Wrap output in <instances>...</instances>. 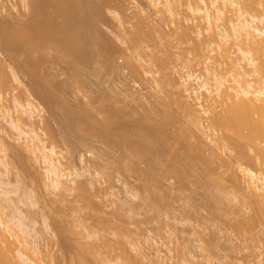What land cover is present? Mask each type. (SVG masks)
Listing matches in <instances>:
<instances>
[{"label":"rangeland","instance_id":"374dc122","mask_svg":"<svg viewBox=\"0 0 264 264\" xmlns=\"http://www.w3.org/2000/svg\"><path fill=\"white\" fill-rule=\"evenodd\" d=\"M104 1L103 0H94L95 3H94L93 9L98 10L99 14H97L96 20H98L99 17H101V18L98 20L99 22H96L99 24V25L97 24V26H99L98 28H99L100 32H102L101 34H103L102 36H104L105 42H108L109 44L107 43V45H110V47H113V51L115 53L112 51L114 55L112 54L110 56H108V54L105 56L106 53H104L103 54L104 57L102 56V58H100L101 60L98 59L99 61H96V62L95 61H93V62L89 61L86 64L89 66L88 68H87V66H84L85 65L84 64L83 65L84 67H82L80 70H76V74L80 75L79 77H77L78 75H73V74H75V73H73V69L75 70L73 65L68 64V62H66V64H63V63H65L64 61H67V60L69 61V59L64 60L66 57L64 58L63 54H61L62 55L61 57L64 58L62 60V58L59 57L60 55H58V53H59V52H57L58 49L56 50L54 48L53 49L50 48V50L46 49V52L39 51V52L33 53L35 51L32 52V50L30 51V49L23 47L22 49H20L21 51L19 52V54L20 53L21 54L20 55L18 54L21 57V59H20V57H18L19 61L17 62V60L15 61V59H12L10 57L11 54L8 51H6L5 49H2L3 47L0 44V47H1L0 51L2 49L1 52L3 53V56L5 57V59L7 60L8 63L10 61V63H12V65L16 64L17 65V66L15 65L16 68H18L19 64H21V65L24 64V65H22L23 67L17 69V71L20 73L19 76L22 79V81L24 82V85L26 84L25 85L26 88L28 87L29 92L31 91L30 92L31 94H32V92H34L33 93L34 94L33 97L35 98L34 101L42 109V115L44 116L43 117L44 121H46V123L49 125V127L50 126L52 127V128L50 127L51 128L50 131L52 130L54 133L53 139L55 140L56 143L58 142L57 145H61V146H59L61 149H59V147H58V149L62 151V153L64 154L63 156L65 157V158L64 157L62 158V162H63L62 164L65 163L64 165H66L65 166L66 169L69 166L70 170L73 167H75L78 170H81V172H83L82 171L83 167H84L85 171L87 169L86 167H88L89 170H91V171L93 170L92 173H94V174L97 172L100 173V175L95 174V176H94V175H92V173H90L91 171L89 172L87 169L88 172L84 171V174H85L84 176L86 178H84V176H83L84 179L82 180V176H81L78 179V181L81 180L82 182H84L82 185H84V184L87 185L86 190L88 188V190H90V191L87 190L88 193L93 195L95 200L92 201L91 205H92V207L94 205H96L94 207H95V210H97V211H95L93 209L94 207L92 208L91 205H90V207L92 208L93 211H91L90 207L83 208L84 207L83 205H85L84 204L85 201H82L83 199L78 198V196L80 197V195H79L80 191H78V190H76V193L74 190H72V192L69 191L71 193L62 192L63 195H60L61 192H58L59 194L53 192V189H51L49 187L51 181L49 180L48 175L44 174L46 171L44 166H43L44 164H42V162H39L40 159L35 160L36 157L33 156L31 153H29L28 150H25V149H27V147L23 146V145H25V144H23L24 143L23 140L17 138V135H16L17 132H15L14 129H11V126L8 125L6 122L2 121V119H0V137L1 136H2L1 138L4 137V139H2V140H5L4 142L7 141L6 143H7V145H9L7 148L9 150L7 161L10 164L9 165L10 172L7 175H5L3 178H4V180H6L10 184H9V186L7 184L6 187L4 186L3 188H0V194L6 193V192L9 193L8 195H10V197L12 198V201L16 202L18 207L21 209V211L26 214V215L24 214V216H26V217H24V219H25L24 221L28 222L29 224L32 223L31 226L36 228L37 231L39 232V234H37L33 240L32 239H30V240L32 242H34V244H37V246L40 248V252H41L39 255L40 259L42 261H44L46 264H77V263L78 264H99V263L101 264V263H103V261H109V259L107 257L104 258V256H106V255L107 256L112 255L109 258H111L112 261H114V262L117 260L118 261L121 260V262L123 263L126 260L125 258L127 257L128 254L132 257V253H133V256L135 258L132 257L131 262L134 260L133 263L136 264L137 262L144 261L142 258L141 259L139 258L140 261H138L137 256L139 257V255L134 254L135 252L132 251L131 247L129 248V245L132 242L139 243V246H141V248L143 250H145V252H146L145 254H147L146 256H148V257H146L148 262H146V260H145L144 262H142V264H146V263L147 264H155V263L159 264L160 262H161L160 264H184L185 262H186L185 264H189L190 263L189 261H192L191 259H193V258H194L193 263H196V264H264V226L260 225L257 222L254 223L249 219L252 214L254 215V213H255V215H256L257 212L251 211L252 210L251 207L247 203L245 204V202L242 201L243 198L240 197V195H242L241 191H239V193H238V191L230 185V182L227 181L228 180V178H227L228 172L225 171V169H226L225 166L221 167L223 165V161L222 160L219 161L218 159H216V161L218 160L219 162L215 161L212 164L211 161H214L215 159L213 160L212 155L208 156V153L210 154L209 148H208V151L206 150L207 151L206 155L210 159V164L215 165V169L213 168L214 166L211 165L212 170H208L206 168V166L201 163L202 161L201 162L196 161L195 163H197V164L194 163V165L192 167H190L189 165L183 163L181 161V159L179 158L180 154H182V147H181L182 143L180 142V137H179L180 135L178 134L179 130L174 129L175 128L174 125L176 123L174 125H173V123L177 120L180 122V123H177V124H179V126L183 122V124L181 125L182 127H180V128L185 127V128L189 129V127H191V126H189L191 124L190 123L191 119H190V116L188 115V112L184 109H181L180 108L181 105L179 103H177V101H175L174 103H172V101H171L172 97L175 96V98H173V100H175L176 97L179 96V94H181V93H179L180 89L178 88L179 92L177 90L175 91V88L177 89V87H175V85H172V84H174V82H175V84H181V82H179L180 79L177 78L178 82L175 81L176 79L173 80L172 84L169 82H168L169 84L167 83L168 86H166V87L168 89H165L166 90L165 92H168L167 90L170 89V92L173 93V94L170 93L171 96L170 95L167 96L168 93L165 94L164 91H163V93L157 91V88L159 86L157 88L154 86V85H158V83L156 84L154 80L155 79L156 80L161 79L162 75H161L160 71H159L160 73L158 72L159 67H158L157 63L152 62V61H150L151 63L148 61H147L148 63L146 62L147 58H149L147 55H144L148 52V51L146 52V50H144V49L149 50L148 45L146 46L144 44V43L148 44L147 42H149V40L147 39L148 40L147 41L146 38L140 37L142 39H145V41L139 39V41L141 40L140 42H142L140 45V42L137 39L138 44H136V45L141 46L140 48H144L143 50L146 53H142L141 50H139L140 48L139 49L137 47L135 48V50L136 49L139 50V52L136 50L137 52H135V55L138 57V55H137L138 53H139V55L143 54V56L145 58L147 57L146 60H144L143 59L144 57L141 55V59H139L140 56L138 58L134 56L136 59L133 57L132 59H134V60H131V62H128V60L124 56V54H121V53H122L123 49H125V47L128 44H129V47H131L130 46L131 44L128 42H131L132 37H134L136 34L135 25L137 24L136 20H138V18L135 15L136 10L134 8V4L131 0H125L126 3H124V0H122L121 4H119V5H118V3L120 0H109L110 5L106 3V0H104ZM135 1L140 6L144 7L145 9L148 8L147 0H135ZM107 2H108V0H107ZM111 3H112V5H111ZM115 3H116V5H115ZM122 4L125 5V13H123L124 7L120 6ZM22 5L23 4L19 0H0V20L2 19V21H6V22L9 21V24L13 23L12 25L15 24V26H16V24H17V26L21 25L23 23L22 21H24V19H26V17H24L25 13H28V10H26L24 8V6H22ZM184 6H180V7H182V8H180V9H182V10H180L182 12L179 11L180 12L179 18H178V16H176V17L174 16V18H172L168 13H166V16L168 14V16H167L168 18H165L166 16L163 15L165 18L164 19L162 16L163 20L160 19V21L163 24H161L160 27L162 25H163V27L165 26V28H163V30L166 33L169 32L170 34H172L174 36L176 34L175 33L176 27L178 29H181V28H179L180 26L182 28H184L185 25L190 26L192 24L191 20H187V19H190L193 16H192V14H190L192 17L189 18V16H190V15H188L189 11H186L188 9L184 10V8H187L186 6L185 7ZM255 7H256V10H254L255 9L254 7H251V9L254 8L253 12L250 9L252 13L258 14L259 12L260 13L264 12V10H262L263 7L261 8L260 5L256 4ZM259 7L261 8L260 11H258ZM109 8H111V9H109ZM121 8H122V10H121ZM230 9H232V8H230ZM248 10H249V8H248ZM185 11L188 13L186 14ZM113 12H119V13L121 12L122 14H120V15L123 16V18L120 16L121 20L122 19L123 20L125 19V20L120 22L119 16L115 18V16H113L114 15ZM104 15H106V16H104ZM186 16H188V18H185ZM112 17L115 20L117 19L116 20L117 23H116V21L114 22ZM102 18H105V19H102ZM126 18H128V19H126ZM181 18H182V21H181ZM184 20L185 21L187 20V21L185 22ZM14 21H15V23H14ZM160 21H159V24H160ZM188 21H190V22H188ZM129 22L130 23L132 22V23L130 24ZM7 23H6V25H8ZM123 23H125V24H123ZM180 23H182L184 25L182 26V24L180 25ZM185 23H187V24H185ZM117 24L120 27H118ZM126 24H128L129 27ZM125 25L127 28L125 27ZM132 26H133V28H132ZM173 27H175V28H173ZM120 28H122V30L124 32H121L122 30ZM191 28H192V26H191ZM3 29H4V27L3 28L0 27V39H1V37L3 38V34H5V32L2 31ZM127 29H129L128 32L126 31ZM194 29L195 28H193L192 30H194ZM172 30H173V32H172ZM192 30H191L192 33L195 32ZM129 31H133V33L129 32ZM193 34L191 37L192 38L191 41L189 40V38H184L183 43L180 44L181 48H179V50H181V51H178L182 55V56H180V53H179L180 59L174 58V57H176V55L178 53L176 51L178 49L175 48L176 52L173 51L174 47H173V50H172V48L170 49L174 52V55H172V57L171 56L170 57L176 59L174 62V60L170 58L174 62L173 63L171 60H169V61H171V63H173L172 65H174V68H172L171 67L172 65L169 63L171 65L170 67H171L172 71L174 69L180 70V71L175 70L176 72L174 71V74L183 75V76H185L188 73H193L194 75L195 74H201L200 73L201 71L197 70V69H199V67H197V63H196L197 60H195L197 58L196 57L197 51L195 49V41L193 39L195 34L194 35ZM117 35H118V37H117ZM119 35H122V36H119ZM128 35H129V38H128ZM177 35H178V33H177ZM115 41H116V43H115ZM112 42H114L115 44ZM126 43H127V45H126ZM121 46L123 47V49ZM115 47H117V48H115ZM134 47H135V45H134ZM145 47H147V48H145ZM133 49L134 48L132 46V50H129V51H132V53H133V51H134ZM47 50H49V51H47ZM55 52H56V54H55ZM173 52H171L170 54H173ZM29 53H30V55H29ZM31 54L34 56V58L31 56ZM39 54H41V57H39L40 56ZM35 55H37V56H35ZM57 56H58V58H57ZM37 57H39V58H37ZM177 57H178V55H177ZM28 58H30V60ZM35 59H37V60H35ZM189 59H191V60L194 59L195 61L193 60L192 63L190 62L191 65H189L190 64L188 61ZM11 60H12V62H11ZM59 60H61L62 63ZM113 60L114 61L116 60L115 61L116 63L119 62V63H117L118 65ZM135 60H137V61L135 62ZM181 60H183V62ZM30 61H38L39 62L38 63L39 65H37V69H35L36 67L31 65ZM132 61L134 63H132ZM13 62H14V64H13ZM138 62L143 63L144 69L145 70L147 69L146 71L150 70L149 72L150 73L152 72L151 77L149 76L150 75L149 73L146 74V73H143L141 71V70L144 71V69H141L143 65L139 66ZM145 62L147 65L144 64ZM129 63L130 64L132 63V65H131L132 67L130 66ZM180 63H183V64H180ZM150 64H151V66H150ZM177 64H179V65H177ZM64 65H65V67H64ZM68 65H70V66H68ZM40 66H41V68H40ZM177 66H180V67L178 68ZM67 67H69V69ZM135 67L139 73H136L137 71H135V69H134ZM138 68H139V70H138ZM153 68H155V69H153ZM62 69L64 71H66V73H64L62 71ZM70 69H72L71 72H70ZM85 69L88 70V73H87V71H85ZM22 70H23V72H22ZM83 70H84V72H83ZM155 70H156V72H155ZM30 71L32 73H30ZM78 71H80L82 73L79 74ZM146 71H144V72H146ZM169 71L171 72V70H169ZM140 72H141V74H140ZM179 72L181 74H179ZM184 72H185V75H184ZM33 73H36V74H33ZM62 73H64V74H62ZM84 73H86V76L84 75ZM144 74H146V76ZM81 75H82L83 79H81ZM142 75H144L145 78H144V76L142 77ZM68 76L70 79L68 78ZM152 76L155 79H153ZM159 76H160V78H159ZM173 76H174V78L176 77L175 75H173ZM66 77L68 78L67 82H66V79H67ZM170 78L172 79V76ZM84 79H85V81H84ZM47 81H49V82H47ZM80 81H82V82H80ZM160 81L161 80H159V82ZM84 82H86V84H83ZM11 84H12L11 88L13 91H11L9 93L10 94L15 93L17 96L20 95V97H22V98H19V96H18L19 100H22V102H24V101L26 102V100L23 99L26 97V95H25L26 93H24V88H22L21 85L16 84V82L14 83V81H12L10 83V86H11ZM91 84H92V86H91ZM170 84L172 86H174L173 87L174 89H172V86H170ZM194 85L197 86L195 83H194ZM10 86H9V88H10ZM75 87L78 91L75 89ZM178 87H179V85H178ZM11 88H10V90H11ZM41 88H43L42 90H44V93L41 90ZM59 88L62 90V92ZM62 88H64V89H62ZM67 91L69 92L68 94H67ZM177 92H178V94H177ZM7 93H8V91H7ZM175 93H176V95H175ZM200 93H205V92H200ZM10 94H6V99L3 100L9 106L13 103L10 100L11 99ZM41 94H43V95H41ZM91 95H92V97H91ZM201 95H203V94H201ZM155 96H157V97H155ZM160 96H162V97H160ZM159 97L162 98V101H160L161 99ZM169 97H171V98H169ZM7 98H9L8 101H7ZM165 99H167V102L169 99H171L170 100L171 104H170V102H168V105L170 104L171 107L170 106H168V107L171 109L173 106V108L175 110H173V108H172V110H167V111L164 110L165 108H168L167 106H165V108H164V105H162V104H164ZM66 100L68 101V103ZM158 100H159V102H158ZM59 101H61V102L64 101L63 102L64 105H63V103H61ZM159 103H162V104H159ZM89 104H90V106H89ZM175 104H177V107ZM178 104L180 105L179 108H178ZM161 105H162V108H161ZM73 106H74V108H73ZM109 106H112L113 108H115V110H118L120 113L119 114L120 116L118 115V117H117L118 118L117 122H119V123L116 124L117 125L116 127L114 125L115 128L114 127H105L100 122L103 119L102 116H105L107 114V110H109L108 108H110ZM123 107H125V108L123 109ZM66 109H68V110H66ZM105 109H106V111H105ZM180 109L182 112L179 111ZM176 110H178L179 112ZM79 111L81 112V115H80ZM87 112H88V114H86ZM170 112H172L173 114H170ZM176 114H177L176 117L179 119H176V117H175ZM77 115H78V117H76ZM82 115L84 117H82ZM90 115H92V116L90 117ZM149 115H150V117H149ZM180 115H182V116H180ZM173 116L175 117V121L173 119L174 118ZM178 116H180V117H178ZM35 117H37V118H35V122L37 125H38L37 121H39V125L36 126L38 129V132H40V134L44 137L43 139H47L48 136L46 135L45 132H47L48 134H49V132L46 131V129H43V128H45L44 127L45 123L43 122V120H41L42 118L40 117V115L37 114ZM73 118L77 119V121L75 122V120ZM182 118H184V119H182ZM79 119H80V121H79ZM92 119H93V121H92ZM146 119H148L147 120L148 123H147ZM149 120L152 122H150ZM72 121L75 123H80V122L81 123L78 125V128H76L77 126H73V124L70 123ZM154 121H155V123H154ZM42 122L44 123V125ZM49 122H50V124H49ZM97 122H99V123H97ZM126 122H127V124H126ZM170 122H171V124H170ZM83 123H85V124L83 125ZM143 123H144V125H143ZM71 124H72V126H71ZM86 125H88V126H86ZM80 126H82V127H80ZM127 128L130 129V131H128ZM180 128H178V129H180ZM88 129H89V131H88ZM99 130L101 132L98 133L97 131H99ZM103 130H105V131H103ZM124 130H125V133H127L129 139L132 140L131 142L138 141L139 143H137V142L136 143L139 145V144L143 143L142 141L148 135L149 137H147V138L150 140V143L151 144H152V142L154 143L152 145L156 149H155V152L152 153L153 155L151 156L153 159L151 165H152L155 173L157 174L156 176H158L160 178V179L158 178L160 181L158 183V185H159L158 189L156 190L157 194H153V196L160 195L162 198L164 196L165 198H163V201H161L162 200L161 197H159L161 200H159L157 198L160 202L157 201V199H156L157 196L153 199L147 200V198L150 196L149 195L150 194L149 193L150 186L147 187L148 186L146 184L147 181L145 182V180H147V179L144 180V178L141 177L142 175H140V177H137L138 176L137 173L134 172L135 173L134 174L131 171H128V172L122 171V169L120 172H118L119 171L118 168L122 165V163H124V162H121L120 163L121 165H119L118 161H117V160L122 159L121 158L122 154L124 155V153H123L124 152V150H123L124 146H123V144L117 143L116 145L114 144L111 147L110 144L106 143L107 142L106 134L107 135L110 134V136L114 140L116 139L115 140L116 142L117 141L120 142V140H121L120 136H121L122 132H124ZM173 131H175V132H173ZM176 131H178V132L176 133ZM42 133L45 134L46 136L43 135ZM171 133L173 134V137L171 136L172 139H170V142H171L170 145L172 144V146H170V148H169V146H167V148H165L164 146H166V145H164V144H162V142H160L161 137L164 135L168 136V134L170 135ZM174 133L176 134L175 138H174ZM92 134H94V135H92ZM116 134H118V135H116ZM119 134H120V136H119ZM158 136L159 137L161 136V137L158 138ZM82 137H84V138H82ZM70 139H72V140H70ZM158 139H160V140L158 141ZM174 139H176V140H174ZM177 140H179V141H177ZM61 141L62 142L64 141V142L62 143ZM49 142H50L49 140H48V142L46 141V145H48ZM83 143H85V144H83ZM157 148H158V150H157ZM167 149H169V150H167ZM136 151H138L136 153L139 154L141 150L136 149ZM225 153H227V152H225ZM30 155H31V157H29ZM224 155L226 157V154L223 153L222 156L224 157ZM68 157H71V158H68ZM177 157L179 158V160ZM32 158H35V159L33 160ZM114 159L115 160L117 159V160L113 162ZM197 160L200 161L201 159L199 158ZM180 161H181V163H180ZM112 163H114V164H112ZM200 163H201V165H200ZM220 163L222 164L221 166H220ZM115 164H117V166ZM141 166L145 167V166H143V164H141ZM1 167L2 166L0 165V168ZM65 167H63V169H65ZM89 167H91V169ZM251 167L254 169H257L255 167V165L252 163H251ZM1 169H4V167H2ZM66 169H65V171H66ZM97 169H99L100 171H98ZM213 169H214V172H213ZM86 173H87V175H86ZM88 173L90 174L89 176H88ZM223 173L227 174V175H223ZM43 174H44V176H43ZM91 175L93 176V179H91L92 178ZM97 176H99L100 178ZM136 177L139 179L142 178L141 179L142 181L141 180L139 181ZM145 178H149V176L145 175ZM85 179H87V180H85ZM89 179H90V181H89ZM85 181H86V183H85ZM87 181L92 183V187H91V184H89ZM93 183H94V185H93ZM96 183H97V185H96ZM124 183L126 185H124ZM127 184H128V186H127ZM225 184H227V185H225ZM160 189H161V191H160ZM8 190H9V192H8ZM91 190H92V192H91ZM77 191H78V195H77ZM67 193L70 195H66ZM73 193H74V195H73ZM2 194L0 196L3 198ZM135 194H136V196H135ZM133 195H134V197H132ZM4 196H5V194H4ZM1 197H0V199H2ZM73 197L76 199H73ZM14 199H15V201H14ZM74 200H76V203ZM79 200H81L82 202H80ZM153 200H154V202H153ZM1 202L2 201L0 200V203ZM157 202H159L158 204L161 205L160 207H162L161 211H156L155 209H153V204L154 203L157 204ZM243 202H244V204H243ZM4 203H6V202H4ZM151 203H152V205H151ZM6 204H4V205H6ZM81 204H83V205H81ZM76 205H78V206H76ZM86 205H88V204H86ZM148 206H150L151 208ZM76 207L78 209L80 208L81 210L79 209V211H78ZM97 207H100V208H97ZM82 208H83V210H82ZM0 209H1L2 214L4 215L5 209L3 210V204L1 205ZM98 209L99 210L101 209L102 211H99ZM8 211H9V209H8ZM6 214H7V216L5 215L4 217L5 218L7 217L6 219H8L9 215L7 212H6ZM9 214H11V212ZM253 215H252V217L255 216V215L254 216ZM109 219H111V220H109ZM250 222H252L253 224L252 223L250 224ZM10 223H13L12 226L15 228V230H17V232L20 231L16 227L14 221L10 222ZM48 224H50L49 228H47V226H46ZM44 226L47 229H45ZM65 231H67V233H65ZM94 231H97V232H95L96 234L94 233ZM91 233H93V234H91ZM97 233L103 234V236L100 234L97 236ZM18 234H21V232H18ZM94 234H95V237L93 239ZM104 234H105V236H104ZM99 236L102 237V239L104 237V239L101 241ZM153 238H155V239H153ZM99 239H100V241H99ZM110 240H111V242H109ZM129 240L131 242H129ZM97 241H99L100 243ZM117 241H122V245H123V242H124V244H126L125 242H128L130 244H126V245H128V247H126V246L124 247V245L122 247V245H120ZM153 241H155L156 243ZM158 241L161 245L165 244V247L162 246V248H161L160 247L161 245L157 244ZM88 243L91 246H93L92 251H90V253L88 252L89 249L87 251V248H84V247L90 246V245H88ZM108 243H111L113 245V246H110L113 248V250H112V248L110 250ZM80 244H82V246ZM106 245H108V246H106ZM117 245L119 246V248ZM157 245L158 246L160 245V246L158 247ZM104 246H106V248ZM116 246H117V250L121 248L120 249L121 252L118 250L121 254L117 253ZM102 247H104L105 249ZM155 247L159 248V251H162L164 256L166 254H168V256L166 255L167 258L171 257V259L169 260V258H168L167 260H165V262L162 259H158L156 257V255H158V254L156 252L157 249ZM81 248L82 249L84 248L83 249L84 251L81 250ZM160 248H161V250H160ZM102 249H104V250H102ZM162 249H164V250H162ZM93 250H95V251H93ZM109 250L111 251V253H109ZM126 250H127V252H126ZM170 250H172V251L170 252ZM112 251H114V252H112ZM79 252L82 254H80ZM94 252H96V253H94ZM99 252H100V254L102 253L101 254L102 256L100 254L98 255ZM87 253H89V255ZM104 253L105 254L107 253V254L104 255ZM77 254L80 255V257ZM83 254L85 255V257ZM94 254L96 257L98 255V258H94L95 257ZM135 255H137V256H135ZM120 256L122 258H124V260ZM140 256L142 257V255H140ZM85 258L88 260V262L86 261ZM116 258H117V260H115ZM118 258H120V259H118ZM98 259H99V261H98ZM156 260H157V262H156ZM187 262H189V263H187ZM104 263L108 264L106 262H104Z\"/></svg>","mask_w":264,"mask_h":264},{"label":"bare ground","instance_id":"6f19581e","mask_svg":"<svg viewBox=\"0 0 264 264\" xmlns=\"http://www.w3.org/2000/svg\"><path fill=\"white\" fill-rule=\"evenodd\" d=\"M19 1L23 4L22 6H24V8L26 10H28V13H25L24 17H26V19H24V21H22L23 23L19 26H17V24H16V26H15V24L12 25L13 23L9 24V21H7L8 22L7 23L6 21H2V19L0 20V22H1L0 27L1 28L4 27V29L2 31L5 32V34H3V38L1 37V39H0V44L3 47L2 49H5L6 51H8L11 54L10 57L12 59H15V61L16 60H17V62L19 61L18 57H20L19 55L21 54V53L19 54V52L21 51L20 49H22L23 47L30 49V51L32 50V52L35 51L33 53H36L39 51L46 52V49L50 50V48L51 49L54 48L56 50L58 49L57 52H59L58 53V55H60L59 57L62 56L61 54H63L64 58L66 57L65 59L61 57L62 60L63 59L64 60L69 59L70 62L67 60V61H64L65 63H63V64H66V62H68V64L73 65V67L75 68V70L73 69V73H75L73 75H78V74H76V70H80L84 66H87V68H88L89 66L86 64L89 61L90 62H93V61L96 62V61L101 60L100 58H102L104 53H106L105 56L107 54H108V56L113 54V52H114L113 47H110V45H107L108 42H105L104 36H102L103 34H101L102 32H100V30L98 28L99 26H97L98 23H96V22H99L98 20L101 17H99L98 20H96L97 14H99V13H98V10L93 9L94 3H95L94 0H19ZM121 1L122 0L119 1L118 5L121 4ZM131 1L134 4V8L136 10L135 15L138 18V20H136L137 24L135 25L136 34L131 39L132 43L128 42L131 44L130 45L131 47H129V44L127 45V43H126V45L128 47L126 46L125 49H123V47L121 46L123 49L121 54H124V56L127 58L128 62H131V60H134V59H132L134 56L137 57L135 55V52H137V51L139 52V50H141L142 53H146L148 51L146 54H144V55H147L149 57V58L146 57L147 60L143 56V54L139 55V53H138L137 55H138V57L140 56L139 59H141V55H142L144 57V58L143 57L142 58L144 60H146V62L152 61V62L157 63V65L159 67L158 72L160 71L162 76H161V79H158V80H156L153 76H152V78L155 79L154 81L156 84L158 83V85H154V86L156 88L159 86L158 87L159 89L157 88V91H159V92H162V93H163V91L165 92L166 91L165 89H168L166 86H168L169 83L172 84L173 80H175V79H176L175 81L178 82L177 78L180 79L179 82H181V84H175V82H174V84H172V85H175V87H177V89L175 88V91L177 90L179 92V90H178V88H179L180 89L179 93H181V94H179V96H177L175 100H173V98H175V96L172 98L169 97L172 100L171 99L168 100V102H170V104H171V101H172V103L177 101V103H179L181 105L180 108L186 110L188 112V115L190 116V119H191V121H190L191 124L190 125L188 124L189 126H191V127H189V129L185 128L184 126H183L184 128H180V127H182L181 125L183 124V122L179 126V124H177V123H180V122L177 120H176L177 122L175 121V117L177 116V114L175 115V117L173 116L174 117L173 119L175 121V122L173 121L174 122L173 125L176 123L174 125V127H175L174 129L179 130L178 134L180 135L179 136L180 142L183 144L182 145L180 143L181 147H182V154H180L179 158L181 159V161L183 163L189 165L190 167H192L196 161L197 162L202 161L201 163L204 164L208 170H212L211 169L212 166H214L213 168L215 169V165H212V164L216 161V159H218L219 161L222 160L223 165L220 163V166L221 165H222L221 167L225 166V168H226L225 171L228 172L227 173L228 174V176H227L228 180L227 181L230 182V185L234 189H236L238 191V193H239V191H241L242 195H240V197L243 198L242 201H244L245 204L247 203L251 207V209H252L251 211L257 212L256 215L254 213L255 216L252 214L254 217H252V215H251L252 218L250 217L249 219L254 223L257 222L260 225L264 226V12L263 13L259 12L260 14L259 13L258 14L252 13L254 8H255L254 10H256V7H255L256 4L260 5L261 8L263 7L262 10H264V0H147L148 8L150 7L149 9L148 8L145 9L144 7L140 6L135 0H131ZM109 2H110L109 0H108V2L106 0L107 4H109ZM124 3H126L125 0H124ZM111 5H112V3H111ZM115 5H116V3H115ZM184 5L187 8H184L185 7ZM120 6L124 7L123 8L124 12L123 11L122 12L125 13V5L122 4ZM180 6H184L183 7L184 10L188 9L186 11H189V13L185 11L186 14L187 13H188V15L192 14L193 17L190 15L189 18L190 17H192V18L187 19V20H191L192 24L190 26L185 25L184 28H182L180 26L179 28H181V29H178L177 27L176 28L173 27V28H175V33H176L173 36L169 32L166 33L163 30V28H165V26L163 27V25H162L160 27V25L163 24V23H161L160 19H162L163 15L166 16V13H168L172 18H174V16L175 17L178 16V18H179L180 12H182V11H180V10H182V9H180V8H182ZM251 7H254V8L251 9ZM230 8H232V9H230ZM248 8H249V10L251 9L252 12H251V10L249 11ZM261 8L259 7V10L258 9L257 10L260 11ZM109 9H111V8H109ZM121 10H122V8H121ZM113 13H114L113 16H115V18L119 16L120 22L125 20V19L121 20V17L123 18V16L120 15V14H122L121 12L120 13L119 12H113ZM168 14H167V16H168ZM104 16H106V15H104ZM167 16L165 18H168ZM105 18H102V19H105ZM163 18H164V16H163ZM185 18H188V16H186ZM112 19H113V17H112ZM126 19H128V18H126ZM113 20L115 22L117 19L116 20L113 19ZM159 21H160V24H159ZM181 21H182V18H181ZM188 22H190V21H188ZM6 23L8 25H6ZM14 23H15V21H14ZM116 23H117V21H116ZM187 23H185V24H187ZM123 24H125V23H123ZM181 24L182 23H180V25ZM126 25H128V24H126ZM126 25H125V27H126ZM183 25L184 24H182V26ZM117 26H118V24H117ZM191 26H192V28H191ZM118 27H120V26H118ZM128 27H129V25H128ZM132 28H133V26H132ZM193 28H195V29L192 30ZM120 29L122 30V28H120ZM128 30L129 29H127L126 31L128 32ZM191 30L195 31V32H193L195 34L193 39L195 41V49L197 51V54H196L197 58L195 60H197V62H196L197 67H199V69H197V68L196 69L201 71L200 72L201 74H195L194 75L193 73H188L185 75V72H184L185 76L174 74L175 70H177V71L179 70V69H174L172 71V69H171V67L174 68V65H172L176 60L174 58L180 59V57H179L180 52H178V51H181V50H179V48H181L180 44L183 43V39L189 38V40L191 41V39H192L191 37L193 34L191 32ZM121 32H124V31L122 30ZM129 32L133 33V31H129ZM172 32H173V30H172ZM177 33H178V35H177ZM122 35H119V36H122ZM117 37H118V35H117ZM140 37L146 38V40L147 39L149 40V42H147L148 44L143 42L146 46L148 45L149 50L144 49V48H140L141 46L136 45V44H138L137 42L139 41V39L145 41V39H142ZM128 38H129V35H128ZM137 39H138V41H137ZM112 43H114V42H112ZM115 43H116V41H115ZM141 43L142 42H140V45H141ZM134 45H135V47H134ZM132 46L134 48L133 53H132V51H129V50H132ZM136 47L138 49L139 48L140 49L139 50L136 49L137 50L136 51L135 50ZM173 47H174V50H173ZM115 48H117V47H115ZM145 48H147V47H145ZM171 48L173 51H175V48L178 49V50H176L178 52L177 53L178 57L176 55V57L171 58L172 55H174V52L172 50H170ZM2 49H1V51H2ZM143 49L146 50V52ZM49 50H47V51H49ZM1 51H0V117H1L0 119H2V121L6 122L8 125H10L11 129H14L15 132H17V134H16L17 138L22 139L24 142L23 144H25L23 146L27 147V149H25V150H28L29 153H31L33 156L36 157V159L35 158H32V159L33 160L34 159L35 160L40 159L39 162H42V164H44L43 166L46 170L44 174L48 175V178L51 181L49 187L51 189H53V192H55V193L61 192L60 195H63L62 192L66 193L69 191L72 192V190H74L76 193V190H78V191H80L79 192L80 197L78 196V198L83 199L82 201H85L84 202L85 205L88 204L86 206L81 204L84 206L83 208L90 207L92 201H94L95 199H94L92 194L88 193V191H90V190H88V188H87L88 191L86 190L87 185H85V184L82 185L84 182H82L81 180L78 181V179L81 176H82V180L84 178H86L84 176L85 175L84 174V171H85L84 167L82 169L83 172H81V170H78L75 167H73V168L71 167L72 169L70 170L69 166H68L66 169V167H65L66 165H64L65 163L62 164L63 163L62 158L64 157L63 156L64 154L62 153L61 150H59V149H61L59 147L61 145H57L58 142L56 143L55 140L53 139L54 133L52 130L50 131V129L52 127L50 126L51 127L50 128L49 125L46 123V121H44V118H43L44 116L42 115V109L34 101V99H35L33 97L34 92H32V94L30 93L31 91L29 92L28 87L26 88V86H25L26 84L24 85V82L22 81V79L19 76L20 73L17 71V69L22 68L23 67L22 65H24V64H22V65L19 64L18 68H16V66H17L16 64H15L16 65L15 66V65H12V63H10V61H9V63L7 62V60L5 59V57L3 56V53ZM171 52H173V54H170ZM55 54H56V52H55ZM29 55H30V53H29ZM39 55H40L39 57H41V54H39ZM31 56L34 58V56L32 54H31ZM35 56H37V55H35ZM180 56H182L181 53H180ZM39 57H37V58H39ZM57 58H58V56H57ZM170 58L173 59L174 62ZM20 59H21V57H20ZM28 59L30 60V58H28ZM35 60H37V59H35ZM169 60H171L173 63H171V61H169ZM193 60L189 59L188 61H189V63L190 62L192 63ZM59 61L62 63L61 60H59ZM136 61L137 60H135V62ZM181 61L183 62V60H181ZM11 62H12V60H11ZM30 62H31V65H33L34 67H36L35 69H37V65H39L38 64L39 62L38 61H30ZM146 62L144 64H146ZM117 63H119V62H117ZM132 63H134V62L132 61ZM132 63L131 64L129 63L130 66L132 65ZM191 63L189 65H191ZM13 64H14V62H13ZM180 64H183V63H180ZM70 65H68V66H70ZM140 65H143V63L140 62L139 66ZM177 65H179V64H177ZM150 66H151V64H150ZM64 67H65V65H64ZM177 67L179 68L180 66H177ZM40 68H41V66H40ZM67 68L69 69V67H67ZM134 69H135V71H137L136 67ZM141 69H144V65L142 66ZM153 69H155V68H153ZM71 70L72 69H70V72H71ZM138 70H139V68H138ZM146 70L144 69V71H146ZM169 70H171V72L173 74ZM62 71L64 73H66V71H64L63 69H62ZM85 71H87V73H88L87 69H85ZM141 71L143 73H146V74L149 73L150 74L149 76L151 77L152 72L150 73L149 72L150 70L146 71V72H144L143 70H141ZM22 72H23V70H22ZM78 72H79V74L82 73L80 71H78ZM83 72H84V70H83ZM155 72H156V70H155ZM30 73H32V72L30 71ZM64 73H62V74H64ZM136 73H139V72L137 71ZM33 74H36V73H33ZM140 74H141V72H140ZM146 74H144V75L146 76ZM179 74H181V73L179 72ZM82 75H81V79H83ZM84 75L86 76V73H84ZM144 75H142V77ZM170 75L172 76V79L170 78L171 77ZM173 75H175L176 77L174 78ZM79 76L80 75H78L77 77H79ZM145 76H144V78H145ZM68 78H69V76H68ZM68 78L66 79V82H67ZM159 78H160V76H159ZM159 80H161V81L159 82ZM12 81H14V83L16 82V84H19L22 86V88H24V93H26L25 95L27 98L24 96L25 98H23V99H25L26 102L25 101L22 102V100H19V98H22V97H20V95H18L19 96V98H18V96L15 93H13V92H12L13 94L9 93V92L13 91L11 88L12 84L10 86V83ZM49 81H47V82H49ZM82 81H80V82H82ZM84 81H85V79H84ZM194 83L197 86H195ZM83 84H86V82H84ZM171 84H170V86H172ZM178 85H179V87H178ZM9 86H10L11 90H10ZM91 86H92V84H91ZM173 87L174 86H172V89H174ZM42 89L43 88H41V90ZM62 89H64V88H62ZM75 89H76V87H75ZM7 91H8V93H7ZM42 91L44 93V90H42ZM167 91L168 92H165V94L168 93L167 96L170 95V93H172V92H170V89ZM61 92H62V90H61ZM178 92H177V94H178ZM200 92H205V93H200ZM68 93L69 92L67 91V94ZM6 94H10V97H11L10 100L13 102L10 105L11 107L9 105H7L5 101H3L4 99H6ZM201 94H203V95H201ZM41 95H43V94H41ZM175 95H176V93H175ZM91 97H92V95H91ZM155 97H157V96H155ZM160 97H162V96H160ZM160 99L159 100L162 101V98H160ZM8 100H9V98H7V101ZM159 100H158V102H159ZM59 102H61V101H59ZM63 102L64 101H62L61 103H63ZM168 102H167V99H165L164 104H162L163 102L159 103V104L164 105V108H165V106H167V107L170 106V104L168 105ZM67 103H68V101H67ZM179 104H178V108L180 106ZM63 105H64V103H63ZM162 105H161V108H162ZM175 105L177 107V104H175ZM89 106H90V104H89ZM109 107L110 108H108L109 110H107V114L105 113L106 115L104 114L105 116H102L103 119L100 122L105 127H114V125L116 127L117 126L116 124L119 123V122H117V119H118L117 117L120 113L118 110H115V108H113L112 106H109ZM73 108H74V106H73ZM124 108L125 107H123V109ZM172 108H173V106H172ZM172 108L170 109L168 107V108H165L164 110H166V111L172 110ZM106 109H105V111H106ZM181 109L179 111H181ZM66 110H68V109H66ZM173 110H175V109L173 108ZM176 111H178V110H176ZM37 114L40 115V117L42 118L41 120H43V122L45 123V126H44L45 128H43V127L42 128L46 129V131L49 132V134L47 132H45L46 135L48 136V138L46 137L47 139H43L44 137L40 134V132H38V129L36 126L39 125V121H37L38 125L35 122V118H37L35 116ZM86 114H88V112ZM170 114H173V113L170 112ZM80 115H81V112H80ZM91 116L92 115H90V117ZM180 116H182V115H180ZM180 116H178V117H180ZM76 117H78V115ZM82 117H84V116L82 115ZM149 117H150V115H149ZM80 119H79V121H80ZM176 119H179V118L176 117ZM182 119H184V118H182ZM74 120H75V122L77 121V119H74ZM147 120L148 119H146V121ZM73 121L70 123H72L73 126H77L76 128H78V125L81 122L75 123ZM92 121H93V119H92ZM150 122H152V121H150ZM44 123H43V125H44ZM97 123H99V122H97ZM147 123H148V121H147ZM154 123H155V121H154ZM49 124H50V122H49ZM72 124H71V126H72ZM84 124L85 123H83V125ZM126 124H127V122H126ZM170 124H171V122H170ZM143 125H144V123H143ZM86 126H88V125H86ZM176 126L180 129H178ZM80 127H82V126H80ZM88 131H89V129H88ZM103 131H105V130H103ZM128 131H130V129H128ZM97 132L99 133L101 131L99 130ZM173 132H175V131H173ZM177 132L178 131H176V133ZM43 135H45V134H43ZM92 135H94V134H92ZM116 135H118V134H116ZM175 135L176 134L174 133V138H175ZM119 136H120V134H119ZM171 136L173 137L172 133L170 135L168 134V136L167 135H164L162 137L160 136L161 140L158 139V141L160 140V142H162V144L166 145V146L163 145L165 148H167V146H169V148H170V146H172V144L170 145V143H171L170 139H172ZM1 137H0V165L2 167H4V169H1L2 167L0 168V188H3L4 186L6 187L7 184H8V186L10 184L6 180H4V178H3L5 175H7L10 172V167H9L10 164L7 161L8 151H9L7 148L9 145H7V143H6L7 141L4 142L5 140H2V139H4V137L3 138H1ZM147 137H149V136L147 135ZM147 137H145L143 141L141 140L143 143L140 142L141 144L138 145L137 144V143H139L138 141L131 142L132 140L129 139L127 133H125V130H124V132H122V134L120 136V138H121L120 142H118V141L116 142L115 141L116 139L114 140L110 136V134L109 135L106 134V140H107L106 143L110 144L111 147H112V145H114V144L116 145L117 143L123 144V146H124V148H123L124 155L122 154V156H121L122 159H120V160L116 159L118 161L119 165H121L120 164L121 162H124V163H122V165L120 166L121 168L118 166L119 171L117 169L116 170L118 172H120L121 169H122V171H127V172L131 171L133 173L135 172L138 174L137 177H140V175H142L141 177H143L144 180L147 179V180H145V182L147 181L146 182V184L148 185L147 187L150 186V190H149L150 196L147 198V200L153 199L157 196L156 199L157 198L159 200L162 199L161 201H163V198H165L164 196H163V198L160 195L153 196V194H157L156 190L158 189V186H159L158 183L160 181L159 180L160 178L158 176H156L157 174L155 173V171L151 165L152 161H153L151 156L153 155L152 153L155 152L156 148L152 145L154 143L152 142V144H151L150 140ZM160 137L158 136V138H160ZM82 138H84V137H82ZM48 140L50 142H49V144L47 143L48 145H46V141L48 142ZM70 140H72V139H70ZM174 140H176V139H174ZM177 141H179V140H177ZM83 144H85V143H83ZM58 147H59V149H58ZM208 148L210 149L209 150L210 154L208 153V156L212 155L213 160L215 159L214 161H211L212 164H210V159L206 155ZM136 149L141 150L139 154L136 153V152H138V151H136ZM157 150H158V148H157ZM167 150H169V149H167ZM225 152H227V153H225ZM223 153L226 154V157H225V155H224V157L222 156ZM29 157H31V155ZM68 158H71V157H68ZM179 158H178V160H179ZM199 158L201 159L200 161L197 160ZM116 160L114 159L113 162ZM181 161H180V163H181ZM201 163H200V165H201ZM251 163L254 164L257 169L252 168ZM112 164H114V163H112ZM141 164H143V166H145V167H142ZM195 164H197V163H195ZM115 165L117 166V164H115ZM63 167H65L66 171H65V169H63ZM86 168L88 169V167H86ZM89 168L91 169V167H89ZM87 169H86V171H87ZM214 169H213V172H214ZM97 170L100 171L99 169H97ZM88 171L90 172L91 170L88 169ZM92 171L90 173H92ZM44 174H43V176H44ZM95 174L100 175L99 172H97ZM95 174L92 173V175H94V176H95ZM227 174L223 173V175H227ZM86 175H87V173H86ZM89 175L90 174L88 173V176ZM92 175H91V177H92L91 179H93ZM145 175L146 176L148 175L149 178H145ZM83 176H84V178H83ZM97 177H99V176H97ZM137 179L140 181L142 178L141 179L137 178ZM85 180H87V179H85ZM89 181H90V179H89ZM85 183H86V181H85ZM88 183L91 184V187H92V183H90V182H88ZM93 185H94V183H93ZM96 185H97V183H96ZM124 185H126V184L124 183ZM225 185H227V184H225ZM127 186H128V184H127ZM78 191H77V195H78ZM160 191H161V189H160ZM8 192H9V190H8ZM71 192H69V193H71ZM91 192H92V190H91ZM4 194H5V196H4ZM8 194L9 193H7V192L3 193L2 194L3 198L0 196L2 198V199H0L2 201L0 203V207L3 204V210L5 209L4 215L1 212L2 208L0 209V264H46L44 261H42L40 259V256H39L41 253L40 248L37 246V244H34V242H32L30 240V239L33 240L36 237V235L39 234V232L37 231L36 228L31 226L32 223L29 224L28 222L24 221L25 220L24 217H26V216H24L25 213H23L21 211V209L18 207L16 202L12 201V198ZM66 195H70V194L67 193ZM73 195H74V193H73ZM135 196H136V194H135ZM132 197H134V195ZM159 197H161V199ZM73 199H76V198L73 197ZM158 199H157V201H159ZM14 201H15V199H14ZM74 201L76 203V200H74ZM79 201L82 202L81 200H79ZM4 202H6L7 204ZM153 202H154V200H153ZM159 202H157V204L156 203L153 204V209H155L156 211H161L162 207H160L161 205L158 204ZM244 202H243V204H244ZM152 203H151V205H152ZM4 204H6V205H4ZM76 206H78V205H76ZM94 206H96V205H94ZM91 207H92V205H91ZM148 207H150V206H148ZM83 208H82V210H83ZM92 208H91V211H93ZM97 208H100V207H97ZM8 209H9V211H8ZM79 209L77 208L78 211H79ZM93 209L95 210V207ZM95 211H97V210H95ZM99 211H102V210L100 209ZM6 212L9 215L8 219H6L7 217L6 218L4 217L5 215L7 216ZM10 212H11V214H9ZM109 220H111V219H109ZM13 221L15 222L16 227L20 230L18 232H21V234H18L17 230H15V228L12 226L13 223H10ZM252 222H250V224ZM49 225L50 224L46 225L47 228H49ZM44 228H45V226H44ZM47 228H45V229H47ZM95 232H97V231H94V233ZM65 233H67V231H65ZM91 234H93V233H91ZM95 234L93 236V239L95 237ZM99 234L100 233H97V236ZM100 235L103 236V234H100ZM104 236H105V234H104ZM100 239L102 241L104 239V237H103V239H102V237H100ZM100 239H99V241H100ZM153 239H155V238H153ZM99 241H97V242H99ZM109 242H111V240ZM117 242L120 245H122V241H117ZM129 242H131V241L129 240ZM153 242H155V241H153ZM89 243H88V245L91 244V243L90 244ZM125 243L130 244L128 242H125ZM110 244L111 243H108L109 248L111 250L112 247H110V246H113V245L112 244L110 245ZM126 244H124V242H123L124 247L125 246L128 247V245H126ZM157 244H160L159 241L157 242ZM80 245L82 246V244H80ZM108 245H106V246H108ZM123 245H122V247H123ZM106 246H104V247L106 248ZM117 246H116V251H117V253L121 254L120 253L121 248L118 249L120 251L119 252L117 250ZM162 246L165 247V244L164 245L162 244L160 247L162 248ZM92 247L93 246L90 245L89 247H84V248H87V251L89 249L88 252L90 253V251H92ZM104 247H102V248H104ZM130 247H131L132 251L135 252L134 254L139 255V257L137 255H135V256H137L138 261H140V259L142 258L144 261L146 260V262H148L147 258H146L148 256H146L147 254H145L146 253L145 250H143L141 248V246H139V243L132 242L129 245V248ZM118 248H119V246H118ZM161 248H160V250H161ZM83 249L81 248V250H83ZM104 249H102V250H104ZM156 249H157L156 252L158 254V255H156V257L158 259H162L165 262V260H167L169 258V257L167 258L168 254H166L167 256L166 255L164 256L162 251H159V248H156ZM110 250H109V253H111ZM112 250H113V248H112ZM127 250H126V252H127ZM162 250H164V249H162ZM93 251H95V250H93ZM171 251L172 250H170V252ZM96 252H94V253H96ZM112 252H114V251H112ZM89 253H87V254L89 255ZM80 254H82V253H80ZM99 254H100V252L98 253V255ZM106 254L104 253V255H106ZM98 255L96 257L94 254V256H95L94 258H98ZM140 255H142V257ZM78 256L80 257V255H78ZM111 256H107V255L104 256V258L107 257L109 259V261H103L102 260L103 263L106 262L108 264H135V263H133L134 260L131 262L132 257H134L133 253H132V257L128 254L127 257L125 258L126 260L123 263L121 262V260L118 261L117 258L115 259L117 261H115V262L112 261V259L109 258ZM84 257H85V255H84ZM118 259H120V258H118ZM122 259L124 260V258H122ZM170 259H171V257L169 258V260ZM193 259H191L192 261H189L190 263L189 262H187V263L196 264V263H193ZM86 261L88 262L87 259H86ZM98 261H99V259H98ZM144 261H141V262L136 261L137 262L136 264H139V263L142 264V262H144ZM156 262H157V260H156ZM103 263H101V264H103ZM155 264H157V263H155Z\"/></svg>","mask_w":264,"mask_h":264}]
</instances>
